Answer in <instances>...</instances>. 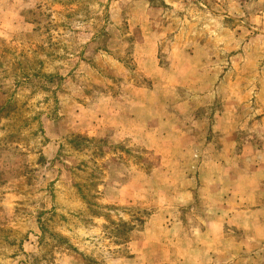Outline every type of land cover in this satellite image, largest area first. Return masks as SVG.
<instances>
[{
  "label": "rangeland",
  "instance_id": "1",
  "mask_svg": "<svg viewBox=\"0 0 264 264\" xmlns=\"http://www.w3.org/2000/svg\"><path fill=\"white\" fill-rule=\"evenodd\" d=\"M256 92L264 0H0V264H259L199 170Z\"/></svg>",
  "mask_w": 264,
  "mask_h": 264
},
{
  "label": "crops",
  "instance_id": "2",
  "mask_svg": "<svg viewBox=\"0 0 264 264\" xmlns=\"http://www.w3.org/2000/svg\"><path fill=\"white\" fill-rule=\"evenodd\" d=\"M254 101L261 111L249 113L248 126L238 112L216 115L199 170L212 191L204 195L214 202L213 223L231 224L250 247L249 261L264 264V94L256 92Z\"/></svg>",
  "mask_w": 264,
  "mask_h": 264
}]
</instances>
